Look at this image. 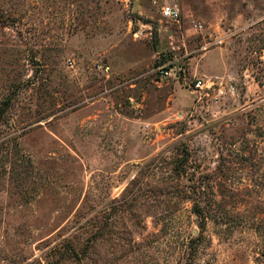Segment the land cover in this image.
Segmentation results:
<instances>
[{"label":"rangeland","instance_id":"obj_1","mask_svg":"<svg viewBox=\"0 0 264 264\" xmlns=\"http://www.w3.org/2000/svg\"><path fill=\"white\" fill-rule=\"evenodd\" d=\"M0 18V264H264V0Z\"/></svg>","mask_w":264,"mask_h":264},{"label":"built area","instance_id":"obj_2","mask_svg":"<svg viewBox=\"0 0 264 264\" xmlns=\"http://www.w3.org/2000/svg\"><path fill=\"white\" fill-rule=\"evenodd\" d=\"M161 17L165 20L176 21L180 17V10L176 6H165L161 8ZM108 70V68H105ZM163 77L170 76L169 71H160ZM192 87L196 92H205L212 89L213 83L201 78H195L192 82Z\"/></svg>","mask_w":264,"mask_h":264},{"label":"trees","instance_id":"obj_3","mask_svg":"<svg viewBox=\"0 0 264 264\" xmlns=\"http://www.w3.org/2000/svg\"><path fill=\"white\" fill-rule=\"evenodd\" d=\"M0 21H1V18H0Z\"/></svg>","mask_w":264,"mask_h":264}]
</instances>
